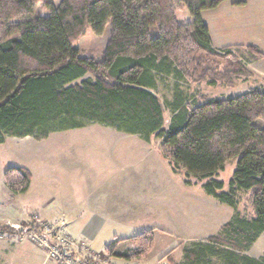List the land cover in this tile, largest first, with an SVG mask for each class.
Segmentation results:
<instances>
[{"label": "trees", "instance_id": "1", "mask_svg": "<svg viewBox=\"0 0 264 264\" xmlns=\"http://www.w3.org/2000/svg\"><path fill=\"white\" fill-rule=\"evenodd\" d=\"M223 1L60 0L55 6L52 0H0V145L7 138L43 141L92 124L147 143L159 140L172 173L206 180L205 195L233 209L215 235L185 244L179 264H264V255H248L264 234V85L224 99L188 101L179 90L182 83L233 87L255 76L238 56L243 50L259 61L264 55L257 47L211 45L201 12ZM184 8L193 20L178 24L175 14ZM108 23L100 58L82 57L77 42L88 29L101 36ZM167 80L171 102L158 94ZM232 159L236 168L224 192L215 177ZM31 180L25 168L3 174L13 195L25 194ZM241 193L250 195V218L236 209ZM0 233L22 236L7 227ZM148 233L132 238L139 250H107L118 259L139 258L146 240L153 244ZM163 259L177 264L169 254Z\"/></svg>", "mask_w": 264, "mask_h": 264}, {"label": "rangeland", "instance_id": "2", "mask_svg": "<svg viewBox=\"0 0 264 264\" xmlns=\"http://www.w3.org/2000/svg\"><path fill=\"white\" fill-rule=\"evenodd\" d=\"M244 1V5H236L233 0L223 1L216 8L201 12L211 45L216 50L255 46L264 55V0ZM52 2L57 6L60 0ZM175 17L178 24L193 20L186 8L178 10ZM110 33L111 23L99 37L88 29L75 47L82 57L100 58ZM238 57L255 73L254 77L236 80L233 87L209 86L206 82L182 83L179 90L183 97L188 101L192 96L224 99L264 85V56L253 61L241 50ZM167 82L163 83L165 86L160 84L158 94L161 100L171 102L173 83ZM170 116V112L165 111L166 122ZM111 130L92 124L84 129L53 133L43 141L30 137L7 138L0 145V228L22 233L19 241L0 233V264H64L48 260L46 246L43 244L41 249L27 237L35 229L39 234L46 232L56 238L57 242L51 241L54 246L68 250L65 255L70 254L73 259L70 263L64 261L66 264H167L166 259L162 260L166 254L179 264L185 244L215 235L230 220L233 209L205 195L206 180L187 179L181 170L172 173L160 154L159 140L152 138L145 143L135 136L113 135ZM236 163L237 159L230 160L215 177L225 184L224 192L228 191ZM8 168H25L31 173L32 186L28 192L13 195L7 190L3 174ZM187 180L189 184H185ZM73 185L85 190L92 214L101 216L96 238L81 247L77 245L80 241L67 244L65 240L61 242L64 235H56L53 229L45 230L65 225V222L37 218L45 201L58 212L59 201H66ZM236 209L247 218L253 216L249 193L240 194ZM92 218L77 220L75 224H89L95 221ZM14 225L20 229H13ZM142 232H151L144 237L151 238L153 244L150 246L147 239L139 258L118 259L105 250L114 245V254L128 249L134 251L138 244L135 245L132 238ZM248 255L257 259L263 257L264 234Z\"/></svg>", "mask_w": 264, "mask_h": 264}, {"label": "crops", "instance_id": "3", "mask_svg": "<svg viewBox=\"0 0 264 264\" xmlns=\"http://www.w3.org/2000/svg\"><path fill=\"white\" fill-rule=\"evenodd\" d=\"M111 132L114 133L113 135H119V137H122L123 135H128L121 132H117L115 130H111ZM129 136H135V135H129ZM138 139L140 138L138 137ZM81 185H83L84 188L87 187L85 186V184H81ZM31 186H32V180L28 191L31 189ZM78 186L73 185L72 186L73 188H70V190L68 191V196L66 201H61V200L59 201V206L57 207L59 209L58 212L56 211V208H49L50 203H47V201H45V203H43L42 205L41 208L42 210H40L41 215L40 217L37 216V218L44 221L47 220L50 222H54V221L65 222L66 224L64 226V229L68 234H70V237H72L73 240H75L76 242L80 241L82 242L81 244L87 245L89 242L93 241L96 238L101 228V223H99L101 216L92 214L93 211L90 203V198L85 196V190L84 191L80 190ZM55 193L58 194L60 192L56 191ZM52 202H54V199ZM90 218H92L95 221L86 225H83L82 222V224L80 223V226H77L75 224L77 220H88ZM5 237L13 238L15 240L17 239L19 241V238L15 233L6 234ZM107 248L108 246L105 248V250ZM87 249L90 250L89 247Z\"/></svg>", "mask_w": 264, "mask_h": 264}, {"label": "built area", "instance_id": "4", "mask_svg": "<svg viewBox=\"0 0 264 264\" xmlns=\"http://www.w3.org/2000/svg\"><path fill=\"white\" fill-rule=\"evenodd\" d=\"M64 226H65L64 223H62L59 227H53V228L48 227V228H45V230H47V231H51V229H53L52 231L56 230V232H55L56 235H60V234L64 235L61 239V242H63L65 240V242L67 244L72 245V243H74V240L66 232H64V230H63ZM12 228L13 229H20L16 225H14ZM27 237H30V239L33 240V242L36 245H38L41 249H43V246H42L43 244L46 246V248H47V259L48 260L55 261V262L59 261V262H62L64 264H66L64 261H66L67 263L72 262L71 260L73 258H71V255L70 254L65 255L66 251H68V250H66V249L62 250L57 245L54 246L53 244H51L52 239H54L53 241H55V242H57V239L54 237L51 238L52 236L50 237L49 235L46 234V232H43V234H39V231L35 229ZM77 245H78V247L83 246V244H81V243H78ZM89 264H92V263H89Z\"/></svg>", "mask_w": 264, "mask_h": 264}]
</instances>
